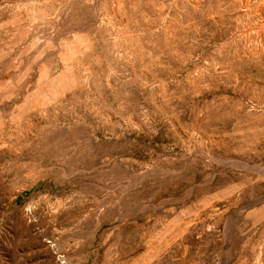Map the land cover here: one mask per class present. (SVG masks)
I'll return each instance as SVG.
<instances>
[{
  "label": "rangeland",
  "instance_id": "1",
  "mask_svg": "<svg viewBox=\"0 0 264 264\" xmlns=\"http://www.w3.org/2000/svg\"><path fill=\"white\" fill-rule=\"evenodd\" d=\"M0 264H264V0H0Z\"/></svg>",
  "mask_w": 264,
  "mask_h": 264
}]
</instances>
